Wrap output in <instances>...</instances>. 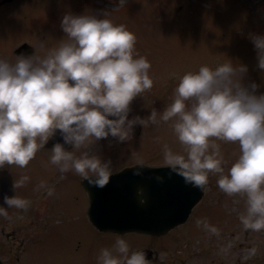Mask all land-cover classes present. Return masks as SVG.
<instances>
[{"label":"clouds","instance_id":"obj_1","mask_svg":"<svg viewBox=\"0 0 264 264\" xmlns=\"http://www.w3.org/2000/svg\"><path fill=\"white\" fill-rule=\"evenodd\" d=\"M61 27L67 38L51 47L39 41L47 49L42 55L20 53L14 60L0 56V167L27 166L59 130L63 142L50 148V162L103 187L112 174V160L93 145L109 135L129 140L137 124L170 121L184 146L176 151L164 145L171 170L200 188L210 173L218 174L216 182L225 193L246 195L240 214L244 228L264 231V92L256 91L260 85L255 81L245 83L248 65L230 58L186 71L162 110L153 107L146 116L130 117L134 98L154 83L151 61L136 50L135 33L108 12L69 11ZM251 38L264 69V34ZM218 140L239 143L240 153L227 171ZM29 179L23 175L14 180V189ZM4 200L7 206L29 205L15 192L5 194ZM0 214L7 215L5 204H0ZM256 251L251 249L252 254ZM98 260L150 264L146 252L131 249L122 234L112 247L101 249Z\"/></svg>","mask_w":264,"mask_h":264},{"label":"rangeland","instance_id":"obj_2","mask_svg":"<svg viewBox=\"0 0 264 264\" xmlns=\"http://www.w3.org/2000/svg\"><path fill=\"white\" fill-rule=\"evenodd\" d=\"M69 11L108 12L114 22L125 24L135 33L136 50L151 61L154 83L134 98L130 117L146 116L153 107L162 110L184 72L230 58L247 64L245 83L255 81L260 85L256 91L264 92V69L259 67L258 50L251 38V34H264V0H12L0 7V56L14 60L13 49L23 41L37 45L36 52L41 55L47 49L39 47V41L44 40L49 47L58 45L61 38H67L61 20ZM125 141L102 138L93 148L108 154L104 157L111 158L112 163L120 152L137 153L152 164H167L166 144L176 151L184 149L170 121L145 127L137 124L132 137ZM217 142L227 171L240 153L239 143ZM76 151L79 154L80 150ZM51 154V149L43 147L27 166L8 164L18 179L29 176L27 188L38 193L39 231H45L54 220L50 229L53 239L40 245L44 248L38 253L39 262L88 264L91 259L99 264L101 249L112 247L121 234L94 228L84 214L88 202L80 188L82 176L52 164ZM210 175L212 180L190 219L165 238L146 239L138 248L149 245L155 254L173 264L175 259L176 264H264V231L245 229L240 220L246 195L225 193L216 182L218 174ZM46 203L51 204L53 213ZM122 235L131 249L143 238L137 232ZM164 243L169 246L164 247ZM253 247L257 249L255 254L251 252ZM166 248H176V252L164 251Z\"/></svg>","mask_w":264,"mask_h":264},{"label":"water","instance_id":"obj_3","mask_svg":"<svg viewBox=\"0 0 264 264\" xmlns=\"http://www.w3.org/2000/svg\"><path fill=\"white\" fill-rule=\"evenodd\" d=\"M16 52L31 55L33 48L23 44L16 49ZM61 137L60 131L57 130L47 145L53 146L56 141L63 142V139H58ZM122 175H127V184L136 183V186L120 187L118 180ZM135 175L139 177L136 181ZM88 181L86 179L84 183L88 184ZM106 184L114 186H110L112 190L107 192L110 194L107 196L109 202L102 204L103 211L98 212V217L92 216L95 225L104 230L118 232L132 230L152 234H163L185 222L192 208L202 198L205 188L186 183L184 177L172 171L169 166L148 167L145 165L125 168L111 175ZM140 189L142 194L139 195ZM113 191L115 195L112 194ZM143 194L146 201L141 203L140 198Z\"/></svg>","mask_w":264,"mask_h":264},{"label":"flooded vegetation","instance_id":"obj_4","mask_svg":"<svg viewBox=\"0 0 264 264\" xmlns=\"http://www.w3.org/2000/svg\"><path fill=\"white\" fill-rule=\"evenodd\" d=\"M116 154H119V156L114 159V161L116 162L112 163V168H113L112 172H115L118 169L122 168L123 165L124 166L127 165L126 162L123 163L124 159H126L127 156L133 155L131 157L132 159L133 157L138 155L137 153H125L121 155L120 153H116ZM104 155L106 156L108 154H103V156ZM120 160L122 162H120ZM120 163H123L122 166L116 168V166L119 165ZM6 169L7 170L11 169V167L8 166L7 163L3 167H0V204H5V207L7 208V215L0 214V264H41L38 259V253L44 247H40V245L48 244V241L53 239V237L50 236L53 233L51 232L50 229H52L51 227L53 226L54 220L53 222L50 223V225L47 226L45 231L42 232L39 231V224H40L39 216H38L39 204H38V200L36 199L38 193L32 192L30 189H28L27 188L28 184H25V182L21 185L16 186L14 189L13 181L18 179V175H15V173L11 171L12 177L8 179L6 175L1 174ZM209 176L211 175L209 174ZM82 179L83 177L80 179V188L83 195L85 194L88 202L87 206H85L84 214L86 218L89 219L90 223L93 225L90 219L91 196L89 191L83 186ZM209 180H212L211 177H209ZM91 189L93 188L91 187ZM14 192L16 195L26 198L29 201V205H28L29 207H27L24 210L23 208H17L15 206H7L4 200V196L5 194L12 195L14 194ZM47 205H48L47 208H49L51 213H53L51 204H47ZM141 235L143 236L142 240L138 241L140 242L139 244L137 245L136 243L134 244L136 247L133 248V250L139 249L138 246L140 244H143L146 239L148 240L149 238L157 239L146 234H141ZM163 238H165V236H162V239ZM80 243L81 241L79 240V244ZM163 246L165 247L169 245L164 243ZM145 248L152 249L149 245L148 247L143 245L141 246L140 249L143 250ZM168 249H173L176 252V248H166L164 249V251ZM174 261L176 264L177 263L176 259ZM72 264H76V263H72ZM88 264H94V263L90 259V262ZM150 264H173V263H171V261L168 258L159 257V255H157V253L155 254L154 251V256L150 259Z\"/></svg>","mask_w":264,"mask_h":264}]
</instances>
